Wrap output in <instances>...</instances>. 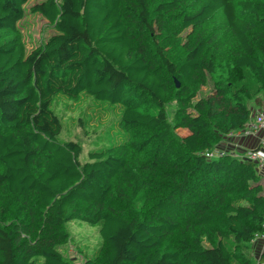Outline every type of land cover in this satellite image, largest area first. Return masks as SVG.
<instances>
[{"label":"trees","instance_id":"obj_1","mask_svg":"<svg viewBox=\"0 0 264 264\" xmlns=\"http://www.w3.org/2000/svg\"><path fill=\"white\" fill-rule=\"evenodd\" d=\"M29 1L0 0V264H72L58 248L73 221L99 227L101 245L84 264H255L259 171L205 154L250 119L244 73L264 99V0H45L29 13L55 33L27 54L3 37L17 34ZM217 15L235 43L224 75L201 33ZM185 30L193 39L181 44ZM208 77L212 93L193 102ZM81 95L121 107L124 134L154 136L81 163L79 143L57 141L51 110L57 97Z\"/></svg>","mask_w":264,"mask_h":264},{"label":"rangeland","instance_id":"obj_2","mask_svg":"<svg viewBox=\"0 0 264 264\" xmlns=\"http://www.w3.org/2000/svg\"><path fill=\"white\" fill-rule=\"evenodd\" d=\"M43 1L45 0H30L24 6L25 16L17 26V34L15 36L5 35L3 37L18 40L24 45L27 54L42 45L55 33L53 27L43 17L38 14L29 13L31 6ZM201 33L207 38L208 44H210L208 55H211V58L215 61L218 74L222 75L224 67L229 65L231 67L233 65L234 40L224 29L220 15H217L213 20L208 22L201 30ZM156 35H159L158 31ZM179 37L181 44H185L188 40L191 41L193 39V37L191 38L190 30L183 31ZM250 37L253 43H261L256 26H253ZM226 70L230 71V68H226ZM242 76L245 77L242 85H245L253 95L252 99L247 101L250 116H255L258 112H264V99L258 93L261 84L248 74L244 73ZM214 82V79L208 77L205 85H198L196 98L193 99V102L207 98L213 91ZM51 110L59 119L61 126V132L57 141L59 143H79L82 146V154L79 158L81 163L86 162L88 154L94 151H101L115 145L126 144V140L132 138L138 142H143V140L154 136L153 133L143 130L129 135L124 134L118 126L122 111L121 107L95 101L87 95H81L75 101L61 96L57 97L52 103ZM176 110L177 104L174 101L166 105L168 120L171 123L174 121ZM175 134L182 137L186 132L176 131ZM159 145L156 139L151 140L149 148L152 150V153L158 149ZM223 145H225L224 142ZM222 150L226 151V146H223ZM135 170L141 178L142 175L138 169L135 168ZM261 183L264 188V181ZM2 199V195L0 194V200ZM65 231L69 236V240L67 244L60 246L58 250L72 264H84L85 260L91 258L101 245L98 226H90L83 222L73 221L66 224ZM203 243L204 246H207L205 241Z\"/></svg>","mask_w":264,"mask_h":264},{"label":"built area","instance_id":"obj_3","mask_svg":"<svg viewBox=\"0 0 264 264\" xmlns=\"http://www.w3.org/2000/svg\"><path fill=\"white\" fill-rule=\"evenodd\" d=\"M261 132H264V112H258L255 116H250L249 121L242 129L228 133L222 142L230 145L235 140L257 137ZM224 154H229L242 162L252 163L260 171L264 167V139L260 141L257 147L240 153H230L216 147L212 152L205 154V158L212 160ZM253 241H264V224L262 225V231L253 236Z\"/></svg>","mask_w":264,"mask_h":264},{"label":"crops","instance_id":"obj_4","mask_svg":"<svg viewBox=\"0 0 264 264\" xmlns=\"http://www.w3.org/2000/svg\"><path fill=\"white\" fill-rule=\"evenodd\" d=\"M262 139H264V132L259 133L257 137L235 140L234 143L230 145L226 143L223 145V142H221L218 147L222 148L223 146H226V151L240 153L257 147ZM258 175L261 178L260 181L263 182L264 167L259 171ZM251 254L255 264H264V261H260V257L264 254V241H253L251 243Z\"/></svg>","mask_w":264,"mask_h":264},{"label":"water","instance_id":"obj_5","mask_svg":"<svg viewBox=\"0 0 264 264\" xmlns=\"http://www.w3.org/2000/svg\"><path fill=\"white\" fill-rule=\"evenodd\" d=\"M175 87H176V88H178V87H179V85L176 83V84H175Z\"/></svg>","mask_w":264,"mask_h":264}]
</instances>
